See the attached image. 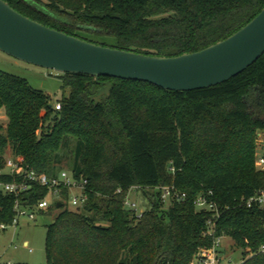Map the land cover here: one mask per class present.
<instances>
[{
  "label": "trees",
  "instance_id": "trees-1",
  "mask_svg": "<svg viewBox=\"0 0 264 264\" xmlns=\"http://www.w3.org/2000/svg\"><path fill=\"white\" fill-rule=\"evenodd\" d=\"M5 1L86 41L158 56L208 47L264 7V0ZM60 78L69 94L55 110L49 94L0 69V110L7 118L6 126L0 124V170L9 149L48 175L64 170L66 156L72 174L86 180L88 200L80 209L55 202L41 211L58 209L46 226L49 264H192L201 248L212 245L204 235L212 212L194 204L208 190L221 211L216 234L242 250V264H264V252H258L264 209L242 204L264 189V169L255 166L257 133L264 131V54L225 82L189 91L100 77L113 85L100 103L89 96L94 77ZM11 179L0 174V181ZM170 184L186 198L163 200L157 187ZM134 186L149 201L140 218L123 203ZM48 194L33 185L22 200L34 204ZM13 201L0 195V224L12 223Z\"/></svg>",
  "mask_w": 264,
  "mask_h": 264
},
{
  "label": "water",
  "instance_id": "water-1",
  "mask_svg": "<svg viewBox=\"0 0 264 264\" xmlns=\"http://www.w3.org/2000/svg\"><path fill=\"white\" fill-rule=\"evenodd\" d=\"M0 50L16 59L63 73L87 74L90 99L108 98L115 77L146 81L166 90L215 86L244 71L264 54V7L227 38L199 51L158 56L104 46L46 26L0 0ZM51 106V105H50ZM63 202H57V208Z\"/></svg>",
  "mask_w": 264,
  "mask_h": 264
},
{
  "label": "built area",
  "instance_id": "built-area-1",
  "mask_svg": "<svg viewBox=\"0 0 264 264\" xmlns=\"http://www.w3.org/2000/svg\"><path fill=\"white\" fill-rule=\"evenodd\" d=\"M55 110H60L62 103L56 100L52 104ZM258 164L264 165V157H258ZM7 173L12 176L10 181H0V195H11L14 198L13 210L15 212L12 223L9 225H18L22 217L32 221L41 211H46L51 205L50 197H53L56 202H63L66 206L70 205L69 209H80L88 200L86 192V180L76 178L67 170L60 171L57 175H48L45 172H39L27 165L25 159L21 155H10L5 157V165L0 174ZM33 185H39L48 189V196L38 199L34 204L24 203L22 195L27 192ZM68 189V195L65 198L62 196V191ZM139 186H134L129 189L123 203L124 207L133 212V215L140 218L144 211L140 210L137 203L132 200L133 192L138 191ZM160 196L163 200H184L186 198L185 192H180L175 185H160L157 187ZM72 191L76 193L72 194ZM72 194V195H71ZM194 204L198 210L211 211L212 215L207 221V227L204 231L205 236L212 237V245L201 248L192 264H242L244 258L241 252L240 260H236L232 254H227L224 246L223 234H216V221L221 215L218 203L214 199V192L208 190L198 194L194 200ZM242 204L246 207H253L254 205L264 209V189L257 191L253 196L242 198ZM9 225L0 224V229L5 230ZM264 227V222H263ZM230 238V237H229ZM231 246L236 248L233 240ZM242 251V250H241ZM258 252H264V245H261Z\"/></svg>",
  "mask_w": 264,
  "mask_h": 264
},
{
  "label": "rangeland",
  "instance_id": "rangeland-1",
  "mask_svg": "<svg viewBox=\"0 0 264 264\" xmlns=\"http://www.w3.org/2000/svg\"><path fill=\"white\" fill-rule=\"evenodd\" d=\"M0 69L6 72L26 78L29 83L50 95L51 104L62 98L63 94H69V88L61 87V72L36 66L16 59L0 50ZM7 118L3 110H0V124L6 126ZM72 147V145H70ZM67 154V153H66ZM8 149L6 157L10 156ZM264 157V131H258L256 140L255 166L264 169V165L257 162L258 157ZM69 159L63 157L62 168L72 173ZM76 191H72V194ZM71 194V195H72ZM140 210L149 207L148 198L140 191L131 195ZM53 205L56 200L50 197ZM67 202V199L65 198ZM168 204V203H167ZM66 207L72 208L68 203ZM58 209L54 208L50 213L38 214L36 220L20 219L18 225H9L5 230L0 229V264H49L45 254V239L47 225L54 220ZM27 242L25 245L24 242ZM232 239L224 238V246L227 254H232L236 260H240L241 249L231 246Z\"/></svg>",
  "mask_w": 264,
  "mask_h": 264
},
{
  "label": "crops",
  "instance_id": "crops-1",
  "mask_svg": "<svg viewBox=\"0 0 264 264\" xmlns=\"http://www.w3.org/2000/svg\"><path fill=\"white\" fill-rule=\"evenodd\" d=\"M39 214H43V213H39ZM24 244L26 245V244H27V242L25 241V242H24Z\"/></svg>",
  "mask_w": 264,
  "mask_h": 264
},
{
  "label": "flooded vegetation",
  "instance_id": "flooded-vegetation-1",
  "mask_svg": "<svg viewBox=\"0 0 264 264\" xmlns=\"http://www.w3.org/2000/svg\"><path fill=\"white\" fill-rule=\"evenodd\" d=\"M94 85H96L97 87H99L97 84H94ZM93 86V85H92Z\"/></svg>",
  "mask_w": 264,
  "mask_h": 264
}]
</instances>
